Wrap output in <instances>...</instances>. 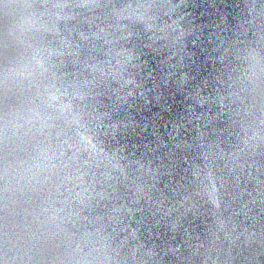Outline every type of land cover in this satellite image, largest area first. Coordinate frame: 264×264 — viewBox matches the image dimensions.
I'll use <instances>...</instances> for the list:
<instances>
[{
	"label": "water",
	"instance_id": "1",
	"mask_svg": "<svg viewBox=\"0 0 264 264\" xmlns=\"http://www.w3.org/2000/svg\"><path fill=\"white\" fill-rule=\"evenodd\" d=\"M0 264H264V0H0Z\"/></svg>",
	"mask_w": 264,
	"mask_h": 264
}]
</instances>
